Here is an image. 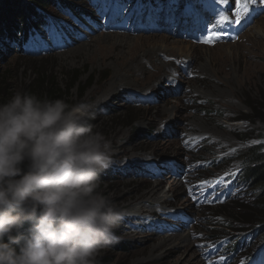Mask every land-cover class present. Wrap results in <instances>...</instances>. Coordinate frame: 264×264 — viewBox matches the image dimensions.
<instances>
[{
	"label": "rangeland",
	"instance_id": "1",
	"mask_svg": "<svg viewBox=\"0 0 264 264\" xmlns=\"http://www.w3.org/2000/svg\"><path fill=\"white\" fill-rule=\"evenodd\" d=\"M71 1L94 16L53 9L61 30L50 26L25 50L0 36V102L50 84L93 106L115 161L100 191L125 212L99 264H264L263 234L234 253L233 230L246 225L230 202L247 188L229 186L241 154L264 143V123L242 118L264 95V0ZM165 36L150 53L133 48ZM151 197L162 202L125 206Z\"/></svg>",
	"mask_w": 264,
	"mask_h": 264
},
{
	"label": "clouds",
	"instance_id": "2",
	"mask_svg": "<svg viewBox=\"0 0 264 264\" xmlns=\"http://www.w3.org/2000/svg\"><path fill=\"white\" fill-rule=\"evenodd\" d=\"M93 118L26 91L0 103V264H99L118 242L125 212L100 191L114 149Z\"/></svg>",
	"mask_w": 264,
	"mask_h": 264
},
{
	"label": "trees",
	"instance_id": "3",
	"mask_svg": "<svg viewBox=\"0 0 264 264\" xmlns=\"http://www.w3.org/2000/svg\"><path fill=\"white\" fill-rule=\"evenodd\" d=\"M120 1L122 3L126 0ZM133 1L140 5L146 3L156 6L158 4V0ZM173 5L175 6L174 3ZM53 9H67L69 13L76 14L83 22L94 16L93 13L80 9L71 0H0V36L10 44L16 45L20 50H25V44L31 37L36 34L44 35L50 26L53 30H61V26L55 25L56 23L50 18V11ZM129 10L131 11V7L127 8V12ZM151 19L156 23L152 17ZM69 89L70 87L62 91L47 84L42 88L40 97L43 98L45 95L44 97L49 99H64L71 105L67 98ZM28 92L33 93L32 91ZM260 99L261 101L256 100L255 103L250 104L252 113L242 117L243 119L247 118L264 123V95ZM262 131L264 133V130ZM241 155L242 164H240L239 170L229 177L231 181L229 186L235 185V180H239L243 187L247 188L243 191L244 197L230 202L234 211L241 216L242 222L246 225L233 230L237 232L238 236L244 235L243 238H245L240 241L237 235L234 237L236 242L234 253L236 255L243 251L245 248L243 243H248V237L258 233L264 235V143L247 148ZM27 227L25 225V228Z\"/></svg>",
	"mask_w": 264,
	"mask_h": 264
},
{
	"label": "bare ground",
	"instance_id": "4",
	"mask_svg": "<svg viewBox=\"0 0 264 264\" xmlns=\"http://www.w3.org/2000/svg\"><path fill=\"white\" fill-rule=\"evenodd\" d=\"M122 6V5H121ZM163 6V5H162ZM167 7V6H166ZM119 8V7H118ZM132 8V7H131ZM134 8V7H133ZM169 8V7H168ZM127 11V10H126ZM131 11H132V9H131ZM117 12V11H116ZM116 12H114L111 16H116L118 13H116ZM137 12V11H136ZM129 13V12H128ZM135 14V13H134ZM137 14V13H136ZM156 14V13H155ZM113 16V17H114ZM130 17V16H129ZM142 17V16H141ZM126 18V17H125ZM134 18V17H133ZM162 18V17H161ZM112 19V18H111ZM173 20V19H172ZM126 21V20H125ZM171 23V22H170ZM261 30H262V27H260L257 31L258 32H261ZM107 36H110L109 34L107 35ZM160 39V38H159ZM164 44L165 46H167L169 43H168V41L166 40V36L163 38V39H160V41L158 42V41H149V42H146V41H144V40H141V42H139V41H137L136 42V44H140V47H139V45L138 46H135V45H133V48H137L136 49V51L138 50V49H140V50H142V51H145L146 53H150L152 50H154V47L156 46V45H160V44ZM176 43V42H175ZM145 46H148L149 48H146ZM150 47H152V49L150 48ZM169 64H167V67H169L168 66ZM116 77L117 76H114L113 77V79L114 80H111V82L109 83V86L108 87H105V89L104 90H102V93L99 95L100 97H104V96H109V94H111V90L113 89L112 87L116 84ZM117 80H118V77H117ZM98 89V88H97ZM116 147L118 146H120V144L118 143V142H116V145H115ZM124 154L126 155L127 154V152H126V150L124 149ZM130 155H132V154H130ZM129 155V156H130ZM132 157V156H131ZM150 189V188H149ZM148 189V190H149ZM153 189H161V186L158 184V185H156L155 187H153ZM157 199V201H155V202H153V203H158V201H161L159 198H156ZM152 200H153V197H151V198H149V199H144L143 201H134V202H131V204H125V206H135L136 204H141V205H143L144 203L145 204H153L152 203ZM164 201V200H163ZM162 202V201H161ZM124 207V206H123ZM144 210H146V209H143V211ZM149 210V209H148ZM147 212V211H146ZM152 213V212H151ZM191 236V235H190ZM188 237V236H187ZM170 238H172L173 240H178L179 238H180V236H178V234H172L171 235V237ZM183 239V238H182ZM188 240H190L191 241V239L190 238H187ZM167 239H165L164 241H166ZM186 240V239H185ZM189 241V242H190ZM191 242H193V241H191ZM181 247V246H180ZM177 248H179V247H177ZM176 248V249H177ZM176 252V251H175ZM189 264H194V261H191V262H189Z\"/></svg>",
	"mask_w": 264,
	"mask_h": 264
},
{
	"label": "snow or ice",
	"instance_id": "5",
	"mask_svg": "<svg viewBox=\"0 0 264 264\" xmlns=\"http://www.w3.org/2000/svg\"><path fill=\"white\" fill-rule=\"evenodd\" d=\"M240 2H241V3H244L245 8H247L248 5L251 3V0H240ZM238 14H239V13H237V15H238Z\"/></svg>",
	"mask_w": 264,
	"mask_h": 264
}]
</instances>
